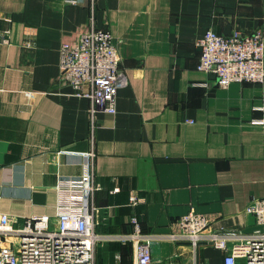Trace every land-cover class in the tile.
Returning <instances> with one entry per match:
<instances>
[{
    "label": "crops",
    "instance_id": "obj_1",
    "mask_svg": "<svg viewBox=\"0 0 264 264\" xmlns=\"http://www.w3.org/2000/svg\"><path fill=\"white\" fill-rule=\"evenodd\" d=\"M0 12L11 30L0 43V213L14 227L56 220L60 182L91 170L100 234L131 233L135 214L145 234L165 235L190 212L214 230L260 231L245 210L264 197V84L218 86L198 69L197 42L209 30L264 32V0H0ZM92 26L113 33L127 76L115 115L93 113L62 78V44ZM153 257L223 264L224 253L165 240ZM96 258L135 264L134 246L107 242Z\"/></svg>",
    "mask_w": 264,
    "mask_h": 264
},
{
    "label": "built area",
    "instance_id": "obj_2",
    "mask_svg": "<svg viewBox=\"0 0 264 264\" xmlns=\"http://www.w3.org/2000/svg\"><path fill=\"white\" fill-rule=\"evenodd\" d=\"M64 1L68 5L90 2L94 8L97 0ZM10 34L9 28L0 31V43H9ZM197 45L201 49L198 69L214 74L218 86L264 84L263 31L219 35L209 30ZM60 68L75 96L90 100L93 113H117L118 92L128 81L111 31L92 26L76 44H62ZM59 187L62 200L57 204L56 220L46 215L16 228L0 213V264H96L98 247L113 241L133 244L135 264H153V246L165 240L189 243L195 254L201 244H211L224 253L223 264H264V197L254 199L245 210L263 227L254 235L214 230L206 215L190 212L175 222L169 234H145L133 214L131 233L108 236L97 232L99 208L94 199L103 187L95 173L86 170L80 179H64ZM140 202L132 193L129 205L135 209Z\"/></svg>",
    "mask_w": 264,
    "mask_h": 264
},
{
    "label": "water",
    "instance_id": "obj_3",
    "mask_svg": "<svg viewBox=\"0 0 264 264\" xmlns=\"http://www.w3.org/2000/svg\"><path fill=\"white\" fill-rule=\"evenodd\" d=\"M258 228L260 229V231H263V227L262 226H258Z\"/></svg>",
    "mask_w": 264,
    "mask_h": 264
}]
</instances>
